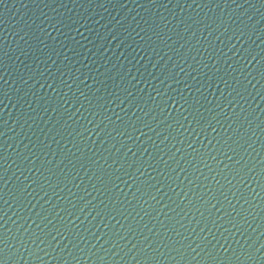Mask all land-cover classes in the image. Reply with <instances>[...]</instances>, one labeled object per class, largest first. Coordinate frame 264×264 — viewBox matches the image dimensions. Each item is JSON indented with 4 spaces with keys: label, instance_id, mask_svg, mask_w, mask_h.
<instances>
[{
    "label": "water",
    "instance_id": "water-1",
    "mask_svg": "<svg viewBox=\"0 0 264 264\" xmlns=\"http://www.w3.org/2000/svg\"><path fill=\"white\" fill-rule=\"evenodd\" d=\"M0 264H264V0H0Z\"/></svg>",
    "mask_w": 264,
    "mask_h": 264
}]
</instances>
